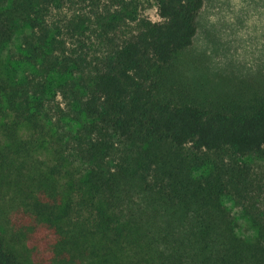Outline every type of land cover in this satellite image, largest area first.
I'll return each instance as SVG.
<instances>
[{"label":"trees","instance_id":"16d2710c","mask_svg":"<svg viewBox=\"0 0 264 264\" xmlns=\"http://www.w3.org/2000/svg\"><path fill=\"white\" fill-rule=\"evenodd\" d=\"M155 2L159 21L137 18L116 36L111 25L93 34L53 15L71 0H0V116H11L0 118L11 140L3 166L50 150L51 165L31 177L36 192L24 196L56 234L60 264H264V222L246 241L223 204L243 196L247 168L234 161L197 173L201 155L264 156V95L225 107L162 96L205 0ZM13 59L32 74L7 77ZM0 264H25L1 228Z\"/></svg>","mask_w":264,"mask_h":264},{"label":"rangeland","instance_id":"374dc122","mask_svg":"<svg viewBox=\"0 0 264 264\" xmlns=\"http://www.w3.org/2000/svg\"><path fill=\"white\" fill-rule=\"evenodd\" d=\"M53 15L61 20H79L82 28L93 34L101 31L103 23L107 27L111 25L109 29L116 36L134 31L137 18L160 20L155 0H71L60 14L54 10ZM22 37L21 33L14 39L11 45L14 53L20 52ZM92 45L90 43V49ZM33 71L30 65L13 59V66L5 75L21 79ZM160 92L175 101L186 100L211 107H225L237 98H251L253 94L264 95V0H205L193 44L166 69ZM56 99L60 103L63 100L60 95ZM0 118L4 124L11 116ZM28 129H19L21 140L29 138ZM50 133L58 135V132ZM8 146L11 147V140L0 126V228L3 236L25 264H60L55 252L56 234L28 208L24 196L28 187L36 192L30 185L31 177L36 169L45 170L51 165V152L42 150L22 164L15 163L12 156L10 163L3 166V154L8 155ZM180 151L178 156L191 153L188 148ZM201 157L205 165L201 167V163L197 173H208L214 165L228 166L234 161L247 168L248 188L243 196L238 200L226 197L223 204L232 213L238 236L253 241L258 234L255 221L264 222V156L213 153ZM208 157L213 161H207Z\"/></svg>","mask_w":264,"mask_h":264}]
</instances>
